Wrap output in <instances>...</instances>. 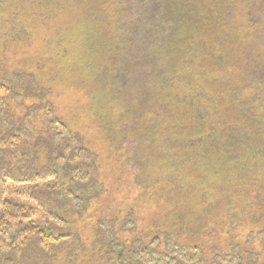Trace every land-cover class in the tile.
I'll use <instances>...</instances> for the list:
<instances>
[{
    "label": "trees",
    "instance_id": "obj_1",
    "mask_svg": "<svg viewBox=\"0 0 264 264\" xmlns=\"http://www.w3.org/2000/svg\"><path fill=\"white\" fill-rule=\"evenodd\" d=\"M103 1L76 28L81 65L111 105L97 122L103 154L57 117L41 60L34 73L0 61V264H264V0H229L236 26L223 0ZM220 25L224 48L210 32ZM134 161L146 175L127 195L107 191ZM20 186L30 206L10 196ZM159 203L161 218H147Z\"/></svg>",
    "mask_w": 264,
    "mask_h": 264
},
{
    "label": "rangeland",
    "instance_id": "obj_2",
    "mask_svg": "<svg viewBox=\"0 0 264 264\" xmlns=\"http://www.w3.org/2000/svg\"><path fill=\"white\" fill-rule=\"evenodd\" d=\"M62 1L64 0H0V61L7 60L10 62L13 72L25 69V71L29 70L34 73L33 71L36 70L37 66L33 63L41 60L42 64H39V66L40 70H44V72H40L41 76L38 74V82L43 86H48L49 88H47L51 90L52 95L49 100L52 102L57 117L66 122L74 133H77L80 137L83 136L86 139V143L84 142L86 146L101 155L110 148L111 144H109V141L107 143L105 139L108 133L107 130L103 129V126L100 129L97 122L100 115L103 114L104 108L110 110L111 105L104 101L101 94H99V85L96 86L95 82L91 81L89 76L86 75L87 72L81 65V60L86 52L82 48V43L80 45L78 38H76V28L80 29L81 26L90 21V18H84L82 13L86 14L88 12L94 0H83L82 6L84 8L82 9L74 5L69 7L68 0L66 4ZM71 1L73 4V0ZM74 1L76 3V0ZM104 1L107 5H111L113 2V0ZM207 1V7L210 5L213 8L219 6L222 2V0ZM223 1H225L224 6L227 9V16L234 19L230 23L236 26L241 14L239 15L235 8H230L231 3L229 0ZM232 25L226 23L224 26L229 27ZM221 26H211L216 28L210 32L219 37L216 47L224 48L223 40L226 35H221ZM234 30L231 31V36L234 35ZM59 40L61 43H57ZM49 43L50 45H48ZM3 44H9L8 46L12 47L11 50H8L9 47L5 49ZM205 44L207 43L203 45ZM3 71V63H0V75L3 74ZM97 94L99 95L97 96ZM120 97L121 103L125 107L126 105L135 107L136 96H134V93H127V96ZM39 101L33 98L29 99L26 104L40 103ZM15 109L17 110V105ZM113 132L116 135V137H113L114 139H121L122 135L119 136L116 133L120 131L113 130ZM133 146L135 145L129 146L132 149L128 148L131 154H133ZM140 164L138 161H134V166L130 165L132 167L131 172L126 170L124 174L119 176L115 174L108 175V180H106L107 191H110L108 188L112 190V187L116 191L124 187V194L127 195L126 186L132 183L133 176L138 168H141L143 175H146L145 168ZM147 182L152 188L159 187L150 183L148 179ZM153 192L154 189L151 193L154 194ZM134 194L131 199H138V194L135 191ZM31 195L32 190L24 186L13 187L10 192V196L15 198L16 202L22 201L28 206H30ZM59 204H63V202ZM149 206L144 209L146 217L152 216L155 219L154 221L159 220L165 211L163 205L159 203ZM239 217L242 216L234 215L231 218L239 221ZM251 226L254 225L244 218L243 227L249 229ZM257 226L260 227L261 225L257 224ZM258 227L255 226L254 228L260 230ZM241 229L242 232H245V229ZM222 242V246H224L227 242L226 238H222ZM212 252L213 250L209 252V256L207 255V259L210 261L215 258V254L210 257Z\"/></svg>",
    "mask_w": 264,
    "mask_h": 264
}]
</instances>
